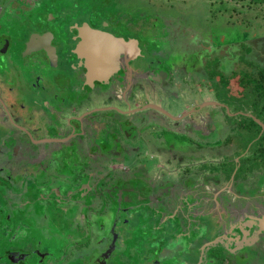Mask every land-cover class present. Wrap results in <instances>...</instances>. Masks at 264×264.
Instances as JSON below:
<instances>
[{"label": "flooded vegetation", "instance_id": "1", "mask_svg": "<svg viewBox=\"0 0 264 264\" xmlns=\"http://www.w3.org/2000/svg\"><path fill=\"white\" fill-rule=\"evenodd\" d=\"M19 1L23 2L0 0V137L4 141L0 151V244L4 246L3 250L0 247V264H89L93 260L97 264H117L120 261L116 255L117 242L121 232L118 226L128 219L133 222L137 210L144 211L143 214L147 218L151 215L152 223L155 221V224L151 225L155 233L163 231L155 216L156 212L163 213L155 205V197L160 193L173 209V214H176L175 218H171V233L166 234L164 231V235L174 234L171 235L173 240L169 236L166 240L163 237L156 238L154 245L148 246L142 256L139 249L135 248V256L140 255L147 264H221V260L224 264H263L256 260V256L262 258L264 254L263 243L248 242L245 235L247 227L239 232H235V229L220 230L222 228L218 226L208 229L211 230V235L210 239L203 238V261H199L201 258L198 257V260L193 262L190 258L191 245L201 239L203 226H197V229H202L201 232H192L191 220L194 216L186 212L185 206L188 204V209L191 207L186 201L198 194L202 196V193L190 194L192 192L189 185L195 182L197 184V174L200 172L197 169L203 166V150L210 149L206 142L204 146L200 142L204 137V141L208 142L215 137L209 135L207 130L203 132L201 117V125L194 122L191 124L193 119L190 120V115H195L203 108V100L184 114L175 116L177 120L169 118L172 114L170 100L171 103L179 99L183 103L187 101L184 96H175L176 93H173L172 98L171 90L178 87L180 91L194 94L187 82L192 74L189 68H186L184 77L174 83L172 72L177 65L170 64L169 61L159 62L154 58L155 50H152L154 48L144 39V29L138 22L134 27L130 21L124 22L114 16L105 22L106 25L103 24L104 17L99 15L78 21L74 18L73 23H66L67 30L64 32L67 38L61 37V23L49 24L43 23V20L35 26L30 23V28L26 26L15 35L14 29H8L6 24L2 23L1 17L9 7L11 14L16 8L14 2ZM85 23L93 29L109 32L120 39L138 40L141 46L140 55L131 48L129 56L137 58L130 63L128 69L121 66L119 73L109 81L91 83L86 78V61L82 60L87 54L80 50L84 41L83 30L87 29ZM15 37L21 38L15 40ZM31 41L35 43L33 48L36 51L28 52L27 46ZM47 49L52 53L55 49L56 63L50 61ZM2 50L5 51V56L1 55ZM15 56L25 58L21 69L36 75L27 77L24 71H15L11 77L7 72H2L7 59L11 58L14 62L10 65L15 67ZM151 74H155L156 82L155 79L148 80L147 77ZM178 76L179 74H176V78ZM17 78L20 80L16 88ZM146 83L149 86L146 85L145 88ZM86 103H90V107H87ZM124 111L132 114L127 117L129 120H124L121 116ZM238 113L241 118L246 117L253 122L261 118L255 116L254 109L248 114ZM80 119L82 122H79ZM93 119L96 120L91 121ZM178 123L183 124L185 128L176 130V133L175 127ZM107 126H114L121 134L111 131L109 138H106L102 131ZM145 128L148 131L150 129L151 133H163L166 142L175 149L167 152L171 161H167L163 153L161 139L152 141L149 136L143 134ZM96 132L99 133L98 138L88 136ZM83 133L85 142L81 145L78 142L81 138L77 137ZM179 136L188 137L191 143L179 139ZM192 141L199 145H192ZM256 142L259 140L256 139L252 144L255 145ZM214 147L221 146L212 145V150ZM254 147L256 149L251 158L256 162L258 157L264 154V143L260 142ZM39 152L41 157L37 155ZM49 157H52L51 161L48 160ZM70 161L80 165L79 175L77 173L64 176L55 173V166L68 167ZM32 164L36 170L40 169L37 171L40 177H37L35 182L28 180L31 169H34ZM163 164H179L169 172L171 178L175 179L163 176L155 181L137 180L130 183V173L125 172L126 175L122 176L119 174L121 170L118 171L120 167L133 171L135 168H159ZM97 168H109L118 174L93 182ZM72 169L73 167L70 168ZM63 180H67L68 184L59 185V181ZM185 181L189 183L186 188L182 185ZM141 186L144 189L140 188ZM36 187L38 191H35ZM258 188L257 197L261 196L264 201V185ZM167 191L170 193L164 194ZM143 199L147 201L144 202ZM127 201H131V204L127 205ZM41 204L50 208L41 209ZM79 205L84 206L81 217L85 222L89 221L91 215L97 219L94 224L83 225L82 237L78 231L82 225H74L77 223L73 216L65 220V225L61 222L57 225L47 223L53 212L58 215L62 212L74 215ZM131 210L135 215L129 214L132 213ZM200 213L201 211L198 212ZM110 216H116V219L118 217L119 222L112 227L107 225L108 230L102 221L108 220ZM71 223L74 224L69 225ZM190 230L195 237L191 236V233L188 235ZM232 232L235 236L232 242H229L226 237ZM128 233L123 242H132L133 234L129 230ZM134 239L136 240V237ZM144 240L147 241V237ZM213 240L214 246L207 245L212 244ZM136 244L138 243L134 241V245ZM167 244L171 246L168 247ZM205 245L207 248L204 249ZM217 253L220 255L217 256Z\"/></svg>", "mask_w": 264, "mask_h": 264}, {"label": "rangeland", "instance_id": "2", "mask_svg": "<svg viewBox=\"0 0 264 264\" xmlns=\"http://www.w3.org/2000/svg\"><path fill=\"white\" fill-rule=\"evenodd\" d=\"M22 1L23 2H14L16 8L13 7L15 9L12 13H9V7L5 11L6 14L1 17L2 23L6 24L8 29H14L15 35L22 29L24 30L30 23H33L35 26L40 20H43V23H61L63 27H59V32L62 38H67L65 36V30H67L66 23L71 21V23H73L74 18L78 21L90 16L95 17V12L98 13L97 15L104 17V25H106L105 22H108L112 16L124 22L130 21L133 23L134 27H136V23L138 22L139 26L145 31V39L148 40L150 46L154 48L152 50H155L154 58L159 62L160 60L162 62L169 61L170 64L173 63L177 65L172 72L174 83L179 82L181 77H184V73L188 67L190 74L192 73L188 81L189 86L192 87L194 92V94H192L193 97L198 102L208 97L212 98V101L218 104L220 103V108H212L210 105H206V100H203V108L199 109L195 115L190 116V119H193L191 122L197 123L198 125L202 121H200L199 118L201 117L203 119V132L209 128V124H213L214 122L217 123L220 128L218 129L217 139L223 138L221 142L217 139L211 140L210 142L204 141L206 137L203 138L202 142L198 140V142L203 143V146L205 145L204 142H206L210 148L212 145L221 146L214 147L213 150H203V167H207L208 169L211 167L212 170H216L214 175L218 174V176H222V170L225 169L227 170L226 172L232 174L231 179L237 174V180H239L238 183L240 184L237 189L242 192L249 190V187L246 188V186H244L246 183L252 185V190L262 185L260 184L262 182L256 184L249 183V179L250 173L254 170L250 169V165L253 167L254 165L257 166V161L255 162L251 158L253 151L256 149L252 143H254L256 139L259 140V142H256L257 144L260 142L264 143V129L260 127V124L257 125V123H253L252 120L246 117L241 118L238 112L246 114L251 113V110L248 108V106H250L254 109L255 114L260 115V119H262L256 118V122L264 124V99L259 96V99H257L255 93V91L258 90L257 86L259 83L264 82L261 80V77H264V0H43V3H38L39 0ZM153 16H156V18L153 19ZM34 26L31 25V27ZM20 38L21 37H15V40ZM253 50L254 52H252ZM1 55H6L4 50H2ZM24 60V57L21 59L15 56V67L10 65L13 61L11 58L5 60V67H2V69H5H3L2 72H7V75L11 77L12 73L15 71H18V73L24 71L27 77L36 75V73H29L21 69ZM250 60H252V62ZM252 63L255 65H252ZM236 66L237 69L233 72ZM239 70L243 73L239 72ZM176 74H179L177 78ZM195 79H197L198 82L195 81ZM19 80L20 79L17 78V82H15L16 88L19 86ZM248 82L251 83L252 88L255 90L254 92H252V88H247L246 91ZM181 83H183V80H181ZM241 84H245V87ZM242 87L244 89L240 90ZM179 92L180 89L175 87L174 90H171V96H173V93L178 94ZM204 96L206 97L204 98ZM172 98H174V96ZM247 98L250 101H248ZM245 100H247V102ZM179 102H181L180 99L173 103H171L170 100L169 103L172 107H178ZM186 102L189 103L188 98ZM221 102L230 104V109ZM90 105V103H86L87 107H90ZM94 120L96 119L91 121ZM68 131L69 130H67V132ZM106 131L107 133L105 134L104 132ZM111 131L114 134H121L114 126H107L106 129L102 131V135L109 138ZM149 131L151 130L149 129ZM149 131L145 128L143 134H149ZM185 134L189 136V134ZM92 135L97 138L99 137L98 132L93 134L90 133L88 136ZM179 138L191 143L188 137L179 136ZM227 138H229L228 143H234L231 149V144L229 145L224 141ZM111 141L113 142L112 138ZM194 144L199 145L195 142L192 145ZM3 145L4 141L0 137V151ZM236 147H243L242 149H244L243 151H245V153L239 156L240 153L238 152L237 155L239 157L237 156L238 158L230 160L228 156L238 151ZM231 150H233L232 153ZM246 152L249 153L247 154ZM37 155L41 157L40 152ZM247 155L248 157L245 158ZM52 157H49L48 160L51 161L50 159ZM260 157L263 159L264 154H261ZM239 158L242 159L240 162H238V160H240ZM262 159L260 158V164L258 166L261 164L264 165ZM66 161H68V159H66ZM232 161L241 166L239 173H237L238 168L235 165L236 163ZM194 163L195 162H191V164ZM178 165L179 164H172L169 172L173 171ZM216 165H218V168ZM31 167L34 169H31L28 180L30 182H35V179L40 177L37 172L40 171V169L36 170L34 164H32ZM68 167L63 168L55 166L54 171L64 176H72V174L76 175L81 169L79 164H72L71 161ZM71 167H73L72 170H70ZM101 169H103L102 178L111 175L116 176L118 174L113 173L109 168ZM234 169H236L235 172ZM70 171H72V173H70ZM50 172H53V170H50ZM98 179L100 178L95 177L93 182ZM61 184H68V182L67 180L66 182L64 180L59 181V185ZM65 188L66 187H64V189ZM140 188L144 189L143 186ZM34 189L38 191L37 187ZM33 198L37 197L33 196ZM39 207L41 209L50 208L44 204H41ZM78 207H76L77 211L74 215L65 212L58 215L53 212L47 223L57 225L61 222V224H64L68 217L73 216L77 224L71 223L69 225H82L81 227L79 226L78 230L82 237L84 235L83 225L88 226L89 224H94L97 219L91 215L89 221L85 222L81 217V210H83L82 208L84 206L79 205ZM137 211L138 212L135 213L136 218L133 222L128 219L130 222L126 220L118 226L121 232H119L120 239L117 242L118 248L116 255L119 256L117 260L120 259L119 262L116 261L118 262L117 264H147L141 259V256L146 253L148 246L154 245V240L158 236L151 227L153 223L155 224V221L152 223L151 215L148 216V219L147 216L143 214L144 211ZM133 212L134 211L129 214L135 215ZM102 222L104 225H110L112 227L118 224L119 221L118 217L116 219V216L115 218L110 216L108 220L103 219ZM157 223L159 224V221H157ZM135 224H139L140 227H137ZM141 225H143L144 228H141ZM234 228L237 229L236 227ZM107 229L109 230L108 226ZM128 230L133 234V240L138 244L134 245L133 240L132 242H123V239L126 237L125 235L129 234ZM132 234L129 235V238H131ZM134 237H136V240ZM145 237H147V241L144 240ZM158 244H160L159 241ZM167 246L170 247L171 245L167 244ZM0 247L3 250V244H0ZM135 248L139 249V252L142 253L141 256H135ZM189 253L190 252L187 250L188 255ZM201 255H199L200 258ZM218 255L220 254L217 253V256ZM180 256H182V254H180ZM256 260H260L264 264V254H262V258L256 256ZM199 261L202 260L199 259ZM221 264H224L223 260H221Z\"/></svg>", "mask_w": 264, "mask_h": 264}, {"label": "crops", "instance_id": "3", "mask_svg": "<svg viewBox=\"0 0 264 264\" xmlns=\"http://www.w3.org/2000/svg\"><path fill=\"white\" fill-rule=\"evenodd\" d=\"M43 0H39V2H41ZM98 13L95 12V15H97ZM156 16H153V19H155ZM143 34L145 36V31L143 30ZM148 38V37H147ZM145 39V37H144ZM146 40V39H145ZM145 44V43H144ZM254 52V50L252 51ZM251 52V53H252ZM252 62V60H250ZM250 64V63H248ZM252 65H255L252 63ZM237 69L236 68L233 69L234 70ZM155 74H151L148 75V80H152L155 79L154 82H156V78H154ZM159 79V78H158ZM147 80V82H149ZM153 81V80H152ZM195 81L198 82L197 79H195ZM189 83V81H187ZM146 85H148L147 83L145 84V88L147 87ZM149 86V85H148ZM154 86V85H153ZM157 85H155L156 87ZM159 91V89H158ZM193 93H188V92H184V91H180L178 94L180 97L184 96V98H188L189 103H187L186 101H184V103L182 102L181 104V111H178L177 108L172 107V113L174 116L178 117L180 116L181 113H185L187 112L186 110H188L189 108L194 107L195 105H198V103H200L201 100H199V102L193 97L192 95ZM191 95H192V99H191ZM206 96H204L205 98ZM212 98H208L206 97L203 100H206V105H210L212 108H218L220 107V103H216L214 101L211 100ZM167 101V100H166ZM169 102V101H168ZM167 102V103H168ZM238 102V100H237ZM222 104H225L224 102H221ZM229 107L230 109V104H225ZM248 108L250 110H253L252 107L248 106ZM178 111V112H177ZM231 111V110H230ZM255 114V113H254ZM257 114H255L256 116ZM191 116V115H190ZM260 116V115H258ZM257 117V116H256ZM192 120V119H190ZM235 120V119H232ZM179 124V123H178ZM177 124V125H178ZM188 124V123H187ZM192 124V123H191ZM175 125V126H177ZM209 128L207 129V131L209 132V135L212 134L215 139H217V135H218V129H220L217 125V123H213V124H209ZM217 126V128H216ZM184 125L183 124H179L177 127H175V131H179L180 129H184ZM144 130V129H143ZM142 131V130H141ZM176 131V133H177ZM146 133V132H144ZM176 133H174L175 135H177ZM180 133V132H178ZM208 134V133H207ZM145 136H149L150 139H152V141L154 140H159L161 139V147L163 148V153L167 158V161H171V159H168V155L167 152L170 151H174L175 149L172 148L170 146L169 142H166L167 140L164 139V137L162 136L163 133L162 132H157L154 133L151 131L149 132V134H144ZM180 135V134H178ZM163 137V138H162ZM230 137V136H229ZM160 138V139H159ZM225 138V137H224ZM180 139V138H179ZM223 138L221 137L219 140V142H221ZM228 139L227 138L225 141V143L227 144H231V147L233 146L234 143H228ZM194 143V141H192ZM258 144L256 143L254 146H257ZM160 147V148H161ZM237 148V147H236ZM242 149L241 147H238V151L235 152V154L228 156V158L230 160H234V158H238L239 156L243 155L245 153V151H243L244 149ZM181 149V148H180ZM212 149V148H210ZM209 150V149H208ZM233 152V150H231V153ZM240 153L239 156L237 155V153ZM250 152V151H249ZM249 152H246L247 154ZM238 156V157H237ZM248 155L245 157L247 158ZM243 158V156H242ZM240 160H238V162H240L242 159L239 158ZM262 159V158H261ZM264 159V158H263ZM262 159V162L264 163V160ZM244 161V159H243ZM257 166L260 164V158L257 159ZM233 163H236L234 161H232ZM169 164V163H168ZM238 168L237 173L240 172L241 170V166H239L237 163L235 164ZM218 168V165H216ZM255 166V168H252V166L250 165V169H254V172L252 170V172L250 173V179H249V183L252 184H256L259 182H262L260 184H262L261 186L264 185V165H260V166ZM203 167V166H202ZM203 168H204V172H203ZM203 168H194L197 169V171H200L199 174H197L198 176V182L196 184L193 183L192 185H189L191 187L190 194H196L198 193H202L201 195H197L194 197H191L188 201L189 202V206L191 204L190 209H188V204L185 206L187 207L186 212L189 213L190 215L194 216L192 217L191 220V224H192V232L195 231H199L203 229V233L201 234L202 237L200 240H198V242H196L195 244L191 245V254L192 256L190 257L191 260L193 262H196L198 260L199 255H201V252L203 254L202 251V245H203V238L204 240L206 239H210V235H211V230H208L210 228H215L218 226V228H222L220 230H231L233 231V229H235L234 227H236L237 229H235V232H239L240 230H243L244 227H247V230H245L246 232V237L248 238V242H253L256 243V241L263 243V247H264V205L260 206V204H264V201H262L261 196L257 197V189L259 190V188L252 190V185L246 183L244 186L249 187V190H247L246 192H242L240 190H238V186H240V184L238 183L239 180H237V174L233 176V179H231L232 174L226 172L227 170L223 169L222 176H218V174L214 173L216 172V170H212L211 167L208 169L207 167H203ZM236 168V169H237ZM258 168V169H257ZM105 169V168H104ZM200 169V170H199ZM236 169H234V172L236 171ZM102 170L101 168H97L95 170V177L97 178H102ZM121 170L119 174L126 175L125 172L128 174V181H130V183L140 180L139 182H141V180H159L160 178H163V176L169 178V179H175V178H171L169 170H170V166H167L165 164H163L162 166H159V168H153V167H146L141 169H132L129 170L128 168L125 169V167H120L118 169V171ZM124 172V173H123ZM233 172V173H234ZM135 173V175H133ZM227 173V174H226ZM104 175V174H103ZM105 178V177H103ZM102 178V179H103ZM201 180H203V182H201ZM252 181V182H251ZM189 183L185 181L183 185V187L186 188V186ZM181 185V184H180ZM259 186V187H261ZM189 187V188H190ZM264 190V189H263ZM170 192H164V194H169ZM250 194V195H249ZM258 195H260V192H258ZM162 194L160 193L157 197H155V202H156V207L157 209H159L160 211L162 210L163 213H155V216H157V221H159V224L161 225L160 229L162 228L163 231H158V236L156 237L157 239L163 237L164 240H166L167 238L171 237L170 239L173 240V237L171 235H164V233L166 232V234H170L171 230L173 229L171 224H172V219L175 218L176 214H173V209L171 208V206L166 203V201L164 200V198H162ZM193 196V195H192ZM161 199V200H160ZM163 199V200H162ZM160 200V201H159ZM142 201L146 202L147 199H143ZM191 202V203H190ZM131 204V201H127V205ZM257 206H259V208H256ZM152 211V210H151ZM200 214H198V212H200ZM151 214V213H148ZM173 217V218H172ZM172 218V219H171ZM202 225L203 228H198L197 226ZM165 226V228H164ZM165 231V232H164ZM244 231V230H243ZM191 233H188V235ZM242 234V233H241ZM214 234L212 233V236ZM217 234H215L216 236ZM169 236V237H167ZM191 236L195 237L194 233H191ZM200 234L197 235V239L199 238ZM235 235L232 233L228 234V236L226 238L227 241L232 242V238ZM246 239V238H245ZM215 240H213V244ZM212 242V241H211ZM210 242V243H211ZM213 244H207V245H212ZM207 245H205L204 249L207 248ZM211 246V247H212ZM202 248V249H201ZM196 249H199L198 251ZM203 255H201V260L203 261ZM168 258L171 259V257L168 255ZM200 258V257H199Z\"/></svg>", "mask_w": 264, "mask_h": 264}, {"label": "water", "instance_id": "4", "mask_svg": "<svg viewBox=\"0 0 264 264\" xmlns=\"http://www.w3.org/2000/svg\"><path fill=\"white\" fill-rule=\"evenodd\" d=\"M85 26L87 27L86 30H83L84 35H82L84 41L83 44L80 47V50L87 54V57H82V60L86 61L85 69H86V78L91 83L99 82V83H105L109 81V79L118 74L121 70V66L124 68H127L130 66V63L134 62L137 58L136 56H129L131 48L134 49V51L140 55L141 52V46L140 42L138 40H125L115 37L113 34L100 30V29H93L91 26H89L87 23H85ZM82 32V31H81ZM82 32V34H83ZM34 45L31 41V43L27 46V51H36L34 50ZM48 50V49H47ZM30 51V52H31ZM48 52V57L50 61L53 63V61H57L56 51L54 49V52L51 51ZM123 59V60H122ZM128 69V68H127ZM126 70V69H124ZM91 86L93 84H90ZM177 108L178 111H181V103L178 104ZM177 111V112H178ZM96 112V111H94ZM175 113V112H172ZM132 115L129 112H122L121 116L124 120H129L130 118H127L128 116ZM173 120H177L173 114H170V117ZM82 119L79 120V122ZM115 121V120H114ZM192 123V122H191ZM261 126L264 127L262 123L259 122ZM94 125H97V123H94ZM85 137L84 133L77 137L81 138L78 140L81 145L85 142L83 139ZM213 244V243H212ZM203 251V249H202ZM89 264H97L95 260L91 261ZM106 264V263H103Z\"/></svg>", "mask_w": 264, "mask_h": 264}, {"label": "trees", "instance_id": "5", "mask_svg": "<svg viewBox=\"0 0 264 264\" xmlns=\"http://www.w3.org/2000/svg\"><path fill=\"white\" fill-rule=\"evenodd\" d=\"M239 72H241L240 70H239ZM241 73H243V72H241ZM262 79V81H264V77H261ZM242 85V84H241ZM244 85V87H245V84H243ZM242 85V86H243ZM247 88H252V85H251V83L250 82H248V84L246 85V91H247ZM257 88H258V90L257 91H255L253 88H252V92H254L255 91V93H256V96H257V99H259V97L260 98H262V99H264V82H262V83H259V85L257 86ZM244 88L242 87V89H240V90H243ZM245 91V90H244ZM240 92H242V91H240ZM259 96V97H258ZM256 99V98H255ZM247 100L248 101H250L248 98H247ZM247 100H245L246 102H247ZM253 123H257V122H253ZM257 125H258V123H257Z\"/></svg>", "mask_w": 264, "mask_h": 264}]
</instances>
